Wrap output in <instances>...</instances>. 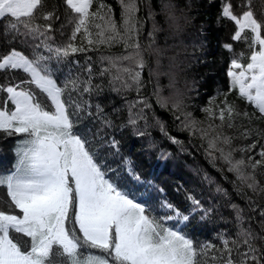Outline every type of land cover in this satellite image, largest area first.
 Segmentation results:
<instances>
[{"label": "snow or ice", "instance_id": "snow-or-ice-1", "mask_svg": "<svg viewBox=\"0 0 264 264\" xmlns=\"http://www.w3.org/2000/svg\"><path fill=\"white\" fill-rule=\"evenodd\" d=\"M44 4L45 0H0V72L20 71L25 76L17 83L0 84V93L5 94L0 103V133L23 137L15 148L13 170L0 173L4 193L0 204L7 206L6 210L0 208V264H208L209 260L213 264H264V210L259 212L257 231L251 224L245 226L242 210L234 205L235 235L220 234L219 246L211 242L197 245L168 226V221H189V215L166 201L160 208L171 214H154L122 190L108 176L110 169L88 136L76 130L73 117L93 113L89 101L73 99L72 94L91 95L100 86L92 82L91 67L86 69V79L75 76L61 83L56 76L60 69L53 68L52 62L59 65L77 53L122 45L124 54L101 58L107 66L99 75L110 77L113 91L135 87L139 92L146 67L138 40L140 0H119V22L112 8L98 0H62L65 22L61 28L70 25L71 34L67 42L55 47L50 43L52 23L40 25L36 20L50 22L60 16L56 6L40 12ZM220 7V18L234 25L231 40L248 49L247 53L235 52L232 43L223 45L233 53L227 70L229 91L236 92L254 111H240L225 94L220 104L210 101L203 109L209 120L220 123L200 131L209 138L210 156L218 151L241 185L254 194H264V185L256 179V170L264 167V129L252 126L254 118L264 120V19L257 17L252 0H243L238 7L244 10L239 13L231 0H221ZM259 15L264 17V0ZM18 36L39 40L30 55L7 45V37ZM154 95L160 107L169 106L158 87ZM137 103L150 107L146 100ZM171 107L180 111L181 102L175 101ZM95 109L102 127H111L103 108L96 104ZM241 117L249 126H239L243 128L239 137L223 131L237 128L235 121ZM136 122L129 119L132 125ZM197 123L190 113H184L185 129L194 132ZM253 135L256 139L251 144L232 147L234 139ZM118 143L112 139L107 146L118 150ZM258 145L259 159L233 156L236 151L251 153ZM189 199L195 208L200 207L198 200ZM248 200L251 206V197Z\"/></svg>", "mask_w": 264, "mask_h": 264}, {"label": "trees", "instance_id": "trees-1", "mask_svg": "<svg viewBox=\"0 0 264 264\" xmlns=\"http://www.w3.org/2000/svg\"><path fill=\"white\" fill-rule=\"evenodd\" d=\"M98 2L111 7L119 22V0ZM231 2L237 13L244 10L238 7L243 0ZM220 5L221 0H140L138 17L141 26L138 40L146 67L142 73L143 83L139 92L135 87L120 92L113 91L108 83L110 77L99 75L101 68L107 66V61L102 63L101 58L124 54L122 45L77 53L59 65L55 61L52 62L53 68L60 69L56 76L61 83L66 78L75 76L86 79V69L91 67L92 82L100 88L91 95L84 94L82 97L77 93L72 94L73 99L89 101L93 113L92 116L86 113H81L79 117L74 116L73 119L77 121L76 130L88 136L93 149L97 151L106 168L110 169L108 176L122 190L138 202L145 203L153 209L154 214H171L160 208V204L166 201L181 213L189 215V221H168V226L182 231L197 245L211 242L219 246L220 234L235 235L237 220L234 205L242 210L245 226L251 224L257 231L261 219L259 212L264 210V194H254L241 185L236 175L228 171V165L220 158L218 151L210 156L209 138L202 137L200 131L207 129L209 124L220 123L219 120H209L203 109L209 106L210 101L220 104L225 94L228 101L240 111H254L250 105L238 98L236 92L229 91L227 70L233 53L227 51L223 45L232 43L235 52L247 53L248 49L244 44L231 40L234 25L227 19L220 18ZM252 5L257 17L264 19L259 15L261 0H252ZM53 6L57 7L60 19L46 22L37 18L36 23H52L53 39L50 43L55 47L67 42L71 26L61 28V24L65 22L62 0H45L40 12L52 11ZM170 14H175L174 20L179 25L172 30L169 28ZM185 29L188 33H184ZM180 33L182 36L178 39L182 44H192L190 52L183 51L189 66L187 70L191 75H188L189 79L185 78L186 86H190L186 91H183L177 78V75L180 76L179 68H171L167 63L169 52L166 51V46L169 42L172 43L171 37ZM36 43H39V40H33L31 37H7L9 47H15L26 55L31 54L32 45ZM76 43H80L79 37ZM40 51L44 52L43 49ZM24 78L20 71L0 72V84L17 83ZM157 87L161 95L169 100L167 108L160 107L156 102L154 92ZM4 96V93H0V103ZM138 100H146L150 107L137 103ZM175 101L181 102L180 111L171 107ZM96 104L103 108V117L111 121V127H102L100 119L96 118ZM184 113H190L191 118L198 122L194 132L183 127ZM177 116L180 117L179 120L176 119ZM130 118L136 119L135 125L129 123ZM235 123L237 128L225 127L223 131L239 137L243 131L239 126L243 124L248 127V121L241 117ZM252 126L264 129V120L254 118ZM21 139L22 136H6L0 133V173L13 170L16 160L15 148ZM112 139L119 142L118 150L107 146V142ZM255 139V135L249 139H234L232 147L246 146ZM174 140L177 142L174 143ZM261 144H264V140ZM219 147L228 150L223 144ZM5 148L7 150L4 151ZM259 148L260 145L251 153L236 151L233 156L235 159H247L251 155L259 159L256 155ZM134 176H139L140 179L137 180ZM256 179L264 185V167L256 170ZM2 194L3 190H0V195ZM189 197L198 200L200 207L195 208ZM248 197L253 201L251 206ZM0 208L6 210L7 206L0 204ZM201 264H204V261H201ZM208 264L213 262L209 260Z\"/></svg>", "mask_w": 264, "mask_h": 264}, {"label": "rangeland", "instance_id": "rangeland-1", "mask_svg": "<svg viewBox=\"0 0 264 264\" xmlns=\"http://www.w3.org/2000/svg\"><path fill=\"white\" fill-rule=\"evenodd\" d=\"M174 18H176L175 14H170V16L168 17V20H170V24H169V28L172 30L177 28L179 25L177 24V21L174 20ZM184 33H188L185 30H183ZM183 34V32H182ZM182 34H176L175 37H171L172 43L169 42L166 46V51L168 50V66L171 68H174L177 70V68H179V74L180 76L177 75V78L179 79V84L181 85V87L184 89L183 91H186L187 89L189 90L190 86H186V81L185 78L189 79V76L191 77L190 73L188 72V64H186V60L184 58L185 55H183L184 52H190V48L192 46V44H182V41H179V37L182 36ZM186 36V34H185ZM194 40L196 41V39L194 38ZM184 51V52H183ZM177 67V68H176ZM189 75V76H188ZM176 78V80H177ZM7 150L6 148L4 149V151ZM3 195V194H2Z\"/></svg>", "mask_w": 264, "mask_h": 264}]
</instances>
